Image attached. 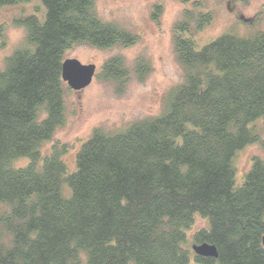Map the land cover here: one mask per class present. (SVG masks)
Returning a JSON list of instances; mask_svg holds the SVG:
<instances>
[{
  "label": "trees",
  "instance_id": "obj_1",
  "mask_svg": "<svg viewBox=\"0 0 264 264\" xmlns=\"http://www.w3.org/2000/svg\"><path fill=\"white\" fill-rule=\"evenodd\" d=\"M31 1L0 0V19ZM40 1L44 18L19 20L25 41L0 69V264H264V158L242 185L235 166L238 151L264 144L255 126L264 121V29L199 48L195 35L213 14L198 10L202 0H180L193 6L174 25L183 82L158 115L123 131L95 128L70 171L65 145L42 154L66 122L65 53L130 47L138 37L101 18L96 0ZM151 72L143 57L130 67L115 55L96 78L122 95L133 76L143 83ZM20 158L30 162L15 168ZM197 215L209 227L189 241ZM203 243L218 258L197 256L192 247Z\"/></svg>",
  "mask_w": 264,
  "mask_h": 264
},
{
  "label": "rangeland",
  "instance_id": "obj_2",
  "mask_svg": "<svg viewBox=\"0 0 264 264\" xmlns=\"http://www.w3.org/2000/svg\"><path fill=\"white\" fill-rule=\"evenodd\" d=\"M201 1V0H200ZM205 7L199 11H211L212 23L197 32L195 41L199 48L210 43L224 33L249 36L264 29V0H202ZM162 10L156 20L152 14L156 7ZM185 9H193L180 0H96L95 10L105 21L117 24L138 37L130 47L116 46L109 49L79 45L65 53V59H78L85 65L94 64L97 73L103 63L112 56L121 55L132 67L138 57L150 61L152 72L141 83L132 77L126 91L117 95L113 84L94 78L92 84L83 91L71 90L66 93V122L58 130L53 140L42 148L43 155L51 154L55 146L67 151L61 157L70 171L76 168V154L82 144L92 135L95 128L118 132L125 130L130 123L147 116L158 115L162 108L165 93L183 82V71L178 64L173 49L174 25L182 19ZM45 8L40 0L8 6L1 12L0 26V69L5 59L25 41L26 29L19 20L28 15L43 19ZM257 22L254 27L251 24ZM255 126L262 131L264 121ZM254 158H264V144L246 146L238 151L235 159L237 168L236 183H244L245 174L250 170ZM29 158L13 162L15 168L29 164ZM69 191L65 187V193ZM209 221L200 215L195 217L191 229L187 230L189 241L201 229L208 228ZM190 264H198L192 258Z\"/></svg>",
  "mask_w": 264,
  "mask_h": 264
},
{
  "label": "water",
  "instance_id": "obj_3",
  "mask_svg": "<svg viewBox=\"0 0 264 264\" xmlns=\"http://www.w3.org/2000/svg\"><path fill=\"white\" fill-rule=\"evenodd\" d=\"M96 73L97 67L94 64L85 65L78 59H67L63 64L62 78L71 90L80 92L92 84ZM192 249L197 256L218 258L216 247L208 243L193 245Z\"/></svg>",
  "mask_w": 264,
  "mask_h": 264
},
{
  "label": "bare ground",
  "instance_id": "obj_4",
  "mask_svg": "<svg viewBox=\"0 0 264 264\" xmlns=\"http://www.w3.org/2000/svg\"><path fill=\"white\" fill-rule=\"evenodd\" d=\"M67 60V59H66ZM97 74V73H96ZM193 250V249H192Z\"/></svg>",
  "mask_w": 264,
  "mask_h": 264
}]
</instances>
